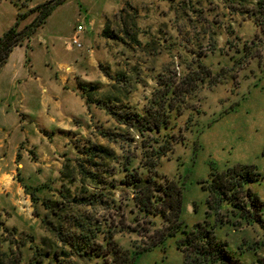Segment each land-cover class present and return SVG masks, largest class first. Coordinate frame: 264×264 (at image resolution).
Instances as JSON below:
<instances>
[{
    "label": "rangeland",
    "instance_id": "obj_1",
    "mask_svg": "<svg viewBox=\"0 0 264 264\" xmlns=\"http://www.w3.org/2000/svg\"><path fill=\"white\" fill-rule=\"evenodd\" d=\"M49 1L30 12V0H0V37L18 20L17 31L29 32ZM162 1L156 12L141 13L128 3L107 19L103 35L111 40L112 62L104 72L109 82L99 90L100 81H80L79 88L85 98L84 88L90 94L89 84L96 83L94 98L118 97L111 101L117 113H124L125 105L127 111L144 113L159 99L158 90L180 88L189 96L176 95L167 130L139 133L86 98L93 117L77 121L79 128L67 139L51 140L38 132L42 138L31 141L0 123L1 264H117L116 249L136 254L133 264H185L177 246L181 230L139 252L158 237V229L176 221L138 207L134 190L122 183L126 165L140 172L151 168L164 186L177 181L184 194L180 218L187 228L205 219L216 222L213 213H206L204 180L236 165H255L264 172V42L252 45L259 38L251 14L257 0ZM32 14L33 20L24 24ZM38 29L17 45L30 49ZM205 71L211 73L201 80ZM173 97L170 92L166 102ZM164 143L170 150L158 158L152 148ZM99 170L107 185L118 183L103 203L84 196L91 191L86 186L93 185L91 171ZM248 184L263 201L264 221V177ZM67 187L71 198H79L64 199L60 193ZM49 196L64 201L58 215L44 204ZM238 198L247 204L249 222L243 218L239 223L240 209L232 205L219 214L232 222H224L218 233L241 264H264V225L253 218L246 192Z\"/></svg>",
    "mask_w": 264,
    "mask_h": 264
},
{
    "label": "crops",
    "instance_id": "obj_2",
    "mask_svg": "<svg viewBox=\"0 0 264 264\" xmlns=\"http://www.w3.org/2000/svg\"><path fill=\"white\" fill-rule=\"evenodd\" d=\"M45 1L30 0L28 7ZM162 2L65 0L58 4L33 35L31 48L17 45L0 67V123L9 127L7 131L15 129L31 141L42 138L36 137L38 132L48 133L49 139H67L79 128L77 121L93 117L94 108L88 110L80 81H100L99 90L109 82L104 72L112 62V43L103 35L107 19L128 3L141 13L156 12ZM17 11L14 9L15 18ZM34 17H26L24 24ZM78 25L84 27L79 31L82 47L72 43Z\"/></svg>",
    "mask_w": 264,
    "mask_h": 264
},
{
    "label": "trees",
    "instance_id": "obj_3",
    "mask_svg": "<svg viewBox=\"0 0 264 264\" xmlns=\"http://www.w3.org/2000/svg\"><path fill=\"white\" fill-rule=\"evenodd\" d=\"M65 0H51L52 4L48 7L49 4H46L45 9L41 12L39 19L31 24L29 32H18L17 26L20 21L18 20L17 25L10 27L2 37H0V66L4 64L12 50V48L23 42V39L28 34L30 35L38 26L40 27L50 15L52 10L60 3ZM255 5L251 9V14L257 25L258 32L256 37L252 41V45H259L264 42V0H257ZM34 8L30 9V12H33ZM22 16V15H21ZM27 16V14H25ZM24 16V17H25ZM23 17V16H22ZM30 27V26H29ZM28 27V28H29ZM27 30V29H26ZM25 34V35H24ZM205 68V66H204ZM210 71H205L201 80L205 79L206 76L210 75ZM196 80V79H194ZM189 84H192L191 81ZM84 84L82 83V86ZM87 85V84H86ZM92 88L90 89V94L85 93L88 91L87 88H84L83 95L87 99L88 104L91 102L100 105L102 108L108 109L109 113L114 114L118 124L126 125L128 124L129 128L137 129L139 133H142L144 130L150 132H164L170 126V108H173L174 100L178 97H182L184 100L189 95H186L182 89H164L160 92L159 99H154V103L157 104L149 106L147 111L140 113L135 110L127 111V105L122 110L124 111L117 113L115 111L117 105L111 103L113 99L118 100V97H112V95L105 94L103 97H93L96 95L99 86L96 83L89 84ZM194 86V85H193ZM191 86L189 93H193L196 86ZM193 87V88H192ZM89 92V91H88ZM170 92L174 95L172 101L166 102ZM92 94V95H91ZM116 107V108H115ZM121 108V106H119ZM179 112L180 108H176ZM156 142H158V137H155ZM104 149V147H100ZM93 149L86 150L89 153ZM170 149L167 148L166 143L164 146L153 147L152 152L158 154V158H161L162 155L166 154ZM157 162L152 163V167L155 168ZM130 164L126 165V172L122 179V183L126 187H131L135 192V201L138 207L148 215H154L156 213H161L160 215L166 220L176 221L169 222V224L163 229H158V237L153 236V239L145 245L146 247L139 252L150 250L159 244H162L168 237H174L179 230H181V236L177 240V246L184 255L185 264H241L238 257L233 255V252L228 247V242L224 240L218 233V227H222L224 222H232L228 219H220L219 214L225 208L230 206H236L240 209L239 217L237 219L242 223V219L245 218L249 222V214H245L248 210L246 203L239 202V193L241 191L246 192L250 200V206L252 211L256 214L254 219L261 221L264 225L262 217V205L263 201L259 198L258 194L248 186L249 182L264 177V172L257 170L255 165H236L234 167L228 168L227 170L217 172L213 174L211 179H206L202 182L204 189L208 191L207 198V215L214 214V221L203 220L196 222L192 228H187V225L181 220L180 215L183 209V199L184 194L182 187L177 183V181L170 180L165 186L162 183H159L157 178V172L153 171L151 168L145 172H140L139 168L136 167L133 170H129ZM78 171V168H77ZM90 172V171H89ZM93 175V185L88 186V183H83L87 185L86 187L91 191L86 193L87 198H90L91 202L98 200L100 202H106L108 198V193L113 186H117L118 183H111L107 185L105 181L106 177L101 175V170L91 171ZM83 182V180H82ZM75 183V182H74ZM92 183V182H91ZM100 187L102 190L97 189ZM61 196L67 201L76 200L79 198L78 195L74 198H71L73 194L71 187H67V191H61ZM106 195V196H105ZM105 196V197H104ZM137 199V200H136ZM64 201L53 199V197H47L44 199V204L51 210V215H58L61 212L60 205ZM248 213V211H247ZM169 214L173 216L168 217ZM251 216V215H250ZM222 218V217H221ZM220 225V226H218ZM235 225V224H233ZM115 255L118 260L117 264H133L135 260V255L130 253V251H119L115 250ZM1 264V263H0Z\"/></svg>",
    "mask_w": 264,
    "mask_h": 264
},
{
    "label": "built area",
    "instance_id": "obj_4",
    "mask_svg": "<svg viewBox=\"0 0 264 264\" xmlns=\"http://www.w3.org/2000/svg\"><path fill=\"white\" fill-rule=\"evenodd\" d=\"M83 28H84L83 25H78L77 31L72 36V43L76 44L78 47L83 46V43L81 42V40L79 38V31H81Z\"/></svg>",
    "mask_w": 264,
    "mask_h": 264
}]
</instances>
